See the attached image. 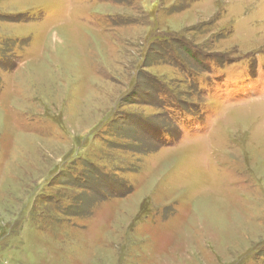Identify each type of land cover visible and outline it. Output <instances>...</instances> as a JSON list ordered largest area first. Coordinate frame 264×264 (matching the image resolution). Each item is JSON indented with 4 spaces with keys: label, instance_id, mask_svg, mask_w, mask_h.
Segmentation results:
<instances>
[{
    "label": "rangeland",
    "instance_id": "1",
    "mask_svg": "<svg viewBox=\"0 0 264 264\" xmlns=\"http://www.w3.org/2000/svg\"><path fill=\"white\" fill-rule=\"evenodd\" d=\"M0 264H264V0H0Z\"/></svg>",
    "mask_w": 264,
    "mask_h": 264
},
{
    "label": "trees",
    "instance_id": "2",
    "mask_svg": "<svg viewBox=\"0 0 264 264\" xmlns=\"http://www.w3.org/2000/svg\"><path fill=\"white\" fill-rule=\"evenodd\" d=\"M177 110H178V113H180L181 115H184L186 113L185 109H179V108H177Z\"/></svg>",
    "mask_w": 264,
    "mask_h": 264
}]
</instances>
